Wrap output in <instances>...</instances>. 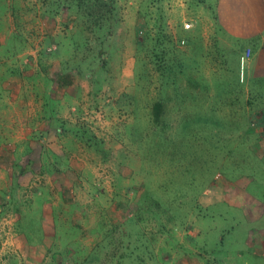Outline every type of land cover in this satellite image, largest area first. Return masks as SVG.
<instances>
[{
    "label": "rangeland",
    "instance_id": "rangeland-1",
    "mask_svg": "<svg viewBox=\"0 0 264 264\" xmlns=\"http://www.w3.org/2000/svg\"><path fill=\"white\" fill-rule=\"evenodd\" d=\"M113 1L74 53L83 2L0 0V121L54 114L0 135V264H79L106 233L121 264H264V0Z\"/></svg>",
    "mask_w": 264,
    "mask_h": 264
},
{
    "label": "trees",
    "instance_id": "trees-1",
    "mask_svg": "<svg viewBox=\"0 0 264 264\" xmlns=\"http://www.w3.org/2000/svg\"><path fill=\"white\" fill-rule=\"evenodd\" d=\"M83 3H86L85 0H79ZM88 2L85 4L83 3H78V6L76 5V7L85 10V12L82 14V16L85 19H81L82 23L79 29L80 30H88V34H91V38H85L83 42H80L78 40H76L75 35H68V36H64L60 43L58 44V47H62V48H72V52H75L76 47L74 46H78L76 50L79 51V48H81L83 45L85 46L87 43L91 42L93 40V42H99L101 40V36H97V34H99L105 27H107L109 24H113V20L115 17V15L113 14V12L115 11L113 9V4L114 1L113 0H107V1H102V0H87ZM73 5H68L66 7L67 10H74V8H76ZM66 16L69 17V19L73 18V15H68V13L66 12ZM78 16V14H76V17ZM41 19H43V17H47V15H45V13H41L40 14ZM67 17V18H68ZM82 17V18H83ZM84 20V21H83ZM84 23V24H83ZM89 25V26H88ZM87 27V28H86ZM99 32V33H97ZM97 33V34H96ZM16 45V44H15ZM17 46V45H16ZM13 48V47H12ZM10 49V52L12 53V55L14 56V54L16 53L17 50H13ZM54 50V49H53ZM56 50V49H55ZM9 51V48H8ZM49 52H52V49H48ZM74 56H71L69 59H66L64 61V63H62L63 61H61V64H71L70 62L74 61ZM62 74H58L56 79L59 83V85L63 86L66 84H69V80L71 78V74H66L65 77L67 78V81H64L62 79ZM51 99V98H50ZM53 101V99H51ZM46 103V102H45ZM46 112V111H45ZM167 113L166 108H165V102L164 100H158L156 102H154V104L152 105L151 108V119L153 124L158 127L162 133L164 132L165 128H166V119L164 118V115ZM192 123H195V126L198 124V122H195L194 120L197 118L195 116H192ZM43 118L46 121V126L45 127H50V125L53 124V118H54V114L51 112V114L49 113H45L43 115ZM200 117H198L197 119H199ZM194 119V120H193ZM245 120V124H247L248 122ZM205 121L202 120L201 122H199V124H203ZM264 126V125H263ZM172 127H168V130L171 129ZM44 129V128H43ZM74 129H72L73 131ZM264 130V127H263ZM75 134L77 136H81L82 138L84 137H89L87 136L86 131L84 132H80V130H74ZM161 133V135H162ZM34 164V163H33ZM41 167V166H40ZM131 219V218H130ZM121 224L116 225L115 227L111 228V232L112 230L115 231L118 226H122L123 225H129L130 223L128 222H119ZM128 223V224H127ZM132 226V225H131ZM104 228V227H103ZM110 232V233H111ZM111 234H104L103 240L101 243H98L97 245H95L90 251L89 253H87V255H85V257H83V260L79 262V264H101V260L103 258H106V261H116L115 264H121L122 261L126 260L128 262H132V258L129 254L126 253H122L119 255V257H115L113 250H115V248H118L119 246V242L114 244L113 240H111ZM114 248V249H112ZM102 255V257H101ZM101 257V258H100ZM116 259V260H114ZM114 263V262H113Z\"/></svg>",
    "mask_w": 264,
    "mask_h": 264
},
{
    "label": "crops",
    "instance_id": "crops-1",
    "mask_svg": "<svg viewBox=\"0 0 264 264\" xmlns=\"http://www.w3.org/2000/svg\"><path fill=\"white\" fill-rule=\"evenodd\" d=\"M38 6V5H37ZM42 7V6H41ZM45 7V6H44ZM45 13H47V12H45ZM48 14V13H47ZM29 15V14H28ZM29 16H31V18L30 19H33L34 18V20H35V22H36V24H37V27L36 28H38V25L40 24V21H42V22H45V19H43V20H40V16H39V12L38 13H30V15ZM45 18H48V17H45ZM46 25L45 26H43V25H40V28H41V32H46ZM44 30V31H43ZM37 33V32H36ZM19 130H22V132L23 131H25L26 133H37V132H40V133H47L48 131H51V127H45L44 129L43 128H39L38 129V127L36 126V125H33V123L32 124H30L28 127H23V125L22 126H17V125H10V126H7L6 124H5V120H3V121H0V135L1 136H3L4 137V135H5V133H6V135H9V134H12V133H18V131ZM7 141H3V140H1L0 139V150H2V149H5V143H6ZM6 186V185H5ZM3 190H6V192H4V191H0V197H1V199H2V203H1V205H3V204H6V202H7V199H9V197L11 196V195H13V185L11 184V183H9L8 185H7V189H3ZM3 195H5V197L3 196ZM4 197V198H3Z\"/></svg>",
    "mask_w": 264,
    "mask_h": 264
},
{
    "label": "built area",
    "instance_id": "built-area-1",
    "mask_svg": "<svg viewBox=\"0 0 264 264\" xmlns=\"http://www.w3.org/2000/svg\"><path fill=\"white\" fill-rule=\"evenodd\" d=\"M185 28L188 29L189 28V25H185ZM240 61H241V63H243L245 61V59L244 58H241Z\"/></svg>",
    "mask_w": 264,
    "mask_h": 264
}]
</instances>
